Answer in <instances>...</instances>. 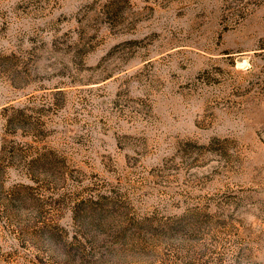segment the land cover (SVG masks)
Returning <instances> with one entry per match:
<instances>
[{
	"label": "rangeland",
	"instance_id": "374dc122",
	"mask_svg": "<svg viewBox=\"0 0 264 264\" xmlns=\"http://www.w3.org/2000/svg\"><path fill=\"white\" fill-rule=\"evenodd\" d=\"M0 264H264V0H0Z\"/></svg>",
	"mask_w": 264,
	"mask_h": 264
}]
</instances>
